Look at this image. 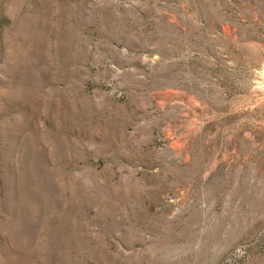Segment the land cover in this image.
Listing matches in <instances>:
<instances>
[{
  "label": "rangeland",
  "instance_id": "374dc122",
  "mask_svg": "<svg viewBox=\"0 0 264 264\" xmlns=\"http://www.w3.org/2000/svg\"><path fill=\"white\" fill-rule=\"evenodd\" d=\"M0 264H264V0H0Z\"/></svg>",
  "mask_w": 264,
  "mask_h": 264
}]
</instances>
